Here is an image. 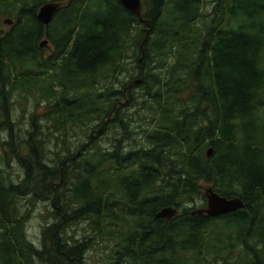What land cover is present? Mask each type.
Here are the masks:
<instances>
[{
  "label": "trees",
  "instance_id": "trees-1",
  "mask_svg": "<svg viewBox=\"0 0 264 264\" xmlns=\"http://www.w3.org/2000/svg\"><path fill=\"white\" fill-rule=\"evenodd\" d=\"M15 1L0 30V264H83L96 239L113 236L111 264H231L237 248L243 262L233 264H264V0H209L210 16L201 12L206 0H148L141 19L117 0H0V8ZM47 1L64 4L44 26L36 11ZM132 46L151 127L126 149L131 131L116 102L136 100L116 76L127 72ZM14 94L46 109L29 113L24 138L12 119ZM110 126L122 135L103 149L91 133ZM72 127L88 145L72 150L64 138L47 157L45 142ZM200 183L242 206L192 213L203 207L194 205L204 200ZM20 198L51 204L40 247L25 236ZM167 206L173 218L155 217ZM79 221L91 227L86 239L66 235Z\"/></svg>",
  "mask_w": 264,
  "mask_h": 264
},
{
  "label": "rangeland",
  "instance_id": "rangeland-1",
  "mask_svg": "<svg viewBox=\"0 0 264 264\" xmlns=\"http://www.w3.org/2000/svg\"><path fill=\"white\" fill-rule=\"evenodd\" d=\"M142 1L145 3L148 0H140V3ZM21 1H15L11 6H8L6 8H0V30L4 31L8 29V26L10 23H3V20L11 18L12 12L9 14L8 12L19 7ZM212 6V1L206 0L205 4L203 5V8L201 12L204 14V16H210V7ZM141 10H142V4H141ZM8 11V12H7ZM44 38H41L42 40ZM43 49V54L50 53V47L51 45L48 43H45ZM133 50V51H132ZM139 57L137 55L136 47H133L129 49L127 52V58L124 59V65L127 70V72H123L118 74L117 80L119 82H123L124 89L121 88L119 83H114L113 87L115 89L124 90L126 93V90H130V92L134 95L136 104L131 105L130 102H126L123 98L118 100L117 106H120V111L125 113V119L128 121V130L131 131L127 135L125 133L124 135H127L128 138L126 140L122 141V144L126 149H128L130 146H133L135 141L141 142L142 141V135L139 133V130L145 127L150 128L151 122H149L148 118L150 116L149 111L147 109V103L148 99L142 96L139 88L136 86L138 83L136 82L138 80L137 72L138 69L136 67V60ZM139 81V80H138ZM81 95V93H80ZM144 103L145 106L141 105V103ZM41 103V106L37 108V106L33 105V101L30 98H27V100H23L21 97L18 96V94H14L12 98V119L18 121L17 123V129L19 130L18 136L19 137H25V130L30 127L29 124V115L30 114H41L43 111H45V105ZM24 108V111H21V109ZM30 113V114H29ZM16 129V128H15ZM76 131L77 135L72 136V134ZM100 131V128H94L92 131V141H96L101 145L103 149L110 148L112 144V137H118L122 135V130L110 126V129L106 131ZM56 142L51 138L50 141L45 142L47 149V157L51 158L52 152L55 151L57 148H60L62 146V140L65 138V142H63L65 145H69L72 150L76 147L77 149L80 148L81 144L88 145V138L81 135V132L76 129V127H72L69 129L65 136H62L61 132L55 133ZM7 136L5 132L0 133V141L6 140ZM76 145V146H75ZM75 146V147H74ZM10 174L13 180L20 179L23 172L22 169L16 165V163H11V169ZM208 185L204 183H200V191L203 193V189L207 187ZM204 196V195H203ZM203 204L205 205V197L204 200L197 199L195 202V206H200ZM17 205L20 210H27L28 218L24 223V233L26 238L31 241L34 247H40V241H41V231L43 229V226L46 221H52L51 220V214L50 211L52 210L51 204L49 201H35L31 205L27 202L26 198H20L17 201ZM117 222H120L122 217V212L119 210V207L115 210ZM66 231V235H69L73 238L81 239L82 236L86 239L88 235H90L89 224L87 221H79L76 223H71L70 225L64 227ZM123 227H120L119 225L111 226L108 228V230L114 231H122ZM97 238V237H96ZM115 236L113 237H104L101 239H96V243L94 245H90L89 248H87L84 251V257L85 260L83 264H111L112 261V254L114 250V244H116ZM237 250V251H236ZM229 258V262L231 264L235 263L236 260H239V262H243L242 254L239 250V248L235 249L230 255H227ZM198 264H221L219 260L212 261L209 258H206V260H201L198 262Z\"/></svg>",
  "mask_w": 264,
  "mask_h": 264
},
{
  "label": "water",
  "instance_id": "water-1",
  "mask_svg": "<svg viewBox=\"0 0 264 264\" xmlns=\"http://www.w3.org/2000/svg\"><path fill=\"white\" fill-rule=\"evenodd\" d=\"M118 3L129 13L141 19V3L140 0H117ZM64 2L60 1H47L42 3L36 11V19L44 26H46L50 20L52 14L63 6ZM11 20L5 19L4 23H10ZM145 34L147 29L145 28ZM46 43V40H41L39 45L42 46ZM211 154V148L205 150V155ZM203 195L205 197V205L201 208H196L192 211L194 214H205L210 217L219 216L227 212L234 211L242 206V202L238 197L226 198L218 195L215 191L207 186L203 189ZM177 213L175 207L167 206L162 207L155 213V217L164 218L166 221L173 218Z\"/></svg>",
  "mask_w": 264,
  "mask_h": 264
}]
</instances>
